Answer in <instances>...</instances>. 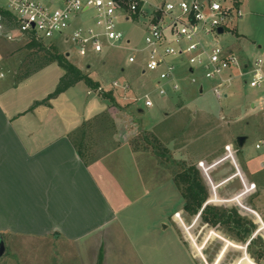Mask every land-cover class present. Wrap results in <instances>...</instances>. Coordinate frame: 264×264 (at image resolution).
Masks as SVG:
<instances>
[{"label":"crops","instance_id":"obj_1","mask_svg":"<svg viewBox=\"0 0 264 264\" xmlns=\"http://www.w3.org/2000/svg\"><path fill=\"white\" fill-rule=\"evenodd\" d=\"M224 1H236L242 7L243 17L228 30L237 39H243V30L246 28L244 17L250 19L258 15V3L263 0ZM0 41L13 44L17 40L0 38ZM240 45L237 42V46L228 45L226 48L239 56L243 69L247 70L251 63ZM254 49L263 50L264 45H257ZM65 54L69 58V52ZM1 62L0 53V64ZM136 66L138 73L120 82L128 85V90L114 89L111 85L107 87V91L99 92L81 81L50 99L48 103L35 106L37 101L43 100L55 90L64 69L57 62H51L25 78H19L21 71L8 73L0 65V73H4L0 77V236L5 240L6 248L11 243V255L22 256L23 250L32 245L30 242L47 240L52 242L50 247L53 244L61 245L60 252L77 258L82 264H132V261L133 264H142L130 240L132 238L126 226L130 222L127 212L154 194L153 190L162 191L171 172L163 167L155 154L133 148L131 132L126 127L123 129L121 123V110L116 103L124 100L131 112L135 109L141 115L145 112L142 102H132L130 97L154 89L151 79L144 78L146 73L142 71L141 63ZM90 68L91 65L87 64L86 69L89 71ZM236 73H239L238 70ZM85 74L102 87L105 86L101 79L94 78L90 72ZM237 75L231 85L234 88L231 96L227 91L224 98L226 101L230 97L239 99L240 103L235 108L238 113H255L256 102L249 100L241 90V84H248L249 75ZM195 87L199 95L206 89L201 93ZM185 92L182 96L184 105L172 103L168 107L161 106L152 115L157 120H162L176 110V113L183 111V118L187 119L188 112L196 118L198 113L224 110L221 104L215 110L204 106L190 107L185 99L189 92ZM261 109L264 111L263 100ZM246 123L249 125L250 121ZM156 126V122L148 123L143 120V128L155 132L166 144L165 148L177 158L182 150L176 145L177 134L157 130ZM243 135L246 136L243 146L235 149L231 140L225 143V146H233L235 172L215 184L211 179V171L230 159L217 156L220 157L215 160L217 163L209 165L208 179L212 187L213 184L221 187L240 178L244 188L249 183H255L256 186L258 183L264 193V180L255 178L257 173L264 170V154L244 149L248 135ZM238 136L240 135L235 136L236 141ZM185 142L187 146L186 139L183 140ZM255 146L261 149L260 143ZM214 151L208 149L207 152L211 154ZM206 159L204 155L199 161L208 163ZM142 162L159 170L158 186L147 185L146 177L141 173ZM238 171L241 173L233 176ZM153 186L158 188L154 189ZM248 192L244 190L239 197ZM159 201V206L167 210L158 222L151 223L146 230L153 236L173 237L190 254L191 264H194L193 254L197 255L195 247L200 254L197 256L205 260L202 249L213 237L207 234L200 247L201 244L191 231L201 220L200 214L191 224H185L182 218L185 212L183 199L179 202L175 200L174 204ZM214 201L208 200L206 204ZM254 212L261 217L256 210ZM261 213L264 215V212ZM261 219L264 223L262 217ZM204 225L208 226L206 223ZM257 234L258 232L251 238ZM5 253L7 254V250ZM54 254L58 256L59 250ZM223 254L221 249L213 264H218Z\"/></svg>","mask_w":264,"mask_h":264},{"label":"rangeland","instance_id":"obj_2","mask_svg":"<svg viewBox=\"0 0 264 264\" xmlns=\"http://www.w3.org/2000/svg\"><path fill=\"white\" fill-rule=\"evenodd\" d=\"M146 1L148 7L153 8L154 5L163 4L164 2H177L180 0ZM258 7V15L251 16L252 18H247L248 20L245 16L243 19L246 25L245 30H243L245 35L243 39H237L228 29L219 37L221 45L225 48L228 45L237 46V42L239 45L241 44L240 46L244 49L251 64L254 63L257 58H262L264 62V49H254L257 45H264V0L258 3ZM86 23L94 24L93 21L89 20H86ZM118 29L122 30L131 40V48H140L144 45V30L142 24H133L123 21L119 24ZM37 41L43 46L52 49V45H55L48 40L39 39ZM27 42H29V39L23 38L17 39L13 44L0 41V53L2 55V62L0 65L3 66L2 70H7L8 73L24 71L30 58L33 57L36 59L37 56L40 55L38 50L39 47L28 49L26 47ZM56 43L57 45H55L54 51L63 53L69 52V59L72 63L79 66L80 69H83V72H88V74L90 72L91 76L96 79H101L104 82V91L109 89L107 87H111L114 80L122 82V80L130 79L138 73L136 64L128 61L129 54L132 52L130 49L111 47L106 48L103 53L89 54L83 57L79 55L78 48L73 43L64 42L63 40H57ZM104 61L106 62L104 63ZM87 64L91 65L89 71L86 69ZM144 78H150L155 85V72H147ZM248 78H250V76H248ZM208 84H206L204 93L199 95L196 92V87L189 84L188 80H185V90L189 92V95L185 97L186 104L190 107L199 108L204 106L205 108L213 110L217 108L218 104H221L224 110L222 112L215 111L205 114L198 113L196 118H193L190 112H188L187 119L192 122L183 118V111L176 113V110H174L173 114L162 120H157L156 117L152 115L153 112L159 111L161 106L168 107L172 103V105H184L183 97H172L171 100H167L155 93L153 95L154 106L151 108L143 107L145 112L141 115H139L135 109L131 112L129 105L123 102L124 100H119V102L116 103L121 110L120 118L122 120L123 129L126 127L127 130L131 132L130 141L133 148L155 154L161 160L163 167H166L168 171L171 172V176L167 179L169 181L166 180L167 185L162 191L156 192V190H153L154 194L145 198V201L143 200L136 206L131 207L127 212L130 222L127 223L126 226L129 228V234L132 238L130 240L137 250L139 255L138 258L142 261V264H191L190 254L185 251L184 247L178 245L173 237L167 238L163 236L161 238L153 236L146 230L151 223L158 222V219L164 214L163 212L167 210V208L159 206V200H162L163 203L168 204L172 202V204H174L175 200L179 202L180 199H183L181 189L174 180L175 175L181 171L182 168L188 164L194 163L204 173V170L199 166V159L205 155L208 162L205 163V165H211L212 162H215L218 158L227 155L228 152L225 148V143L229 140L233 142L235 149L238 148L235 136L243 135L244 133L248 135L244 149L251 150L257 154H264V111L261 109L264 85L262 87H251L249 84H241V90L244 95L249 100L252 99L256 102V109L255 113H238L235 111V108L240 103L239 99L230 97V99L226 101L223 97V99L220 98L219 100V98L217 99L211 92L210 85ZM233 89L234 88L230 86L227 90L230 96ZM247 105L248 102H246V106ZM148 110L152 112L150 113ZM241 116L242 118H239ZM143 120L148 123L151 121L156 122L157 130H168L177 134L178 138L175 140L177 142L176 145L182 148L177 158L168 148H165L166 144L158 138L155 132L143 128ZM248 120L250 121L249 125L246 123ZM166 139H169V137ZM184 139L187 140V146H185L186 142L183 143ZM175 141L174 143H176ZM256 143L261 144V149L256 148ZM228 145L233 149L231 144ZM208 149H213L215 151L210 154L207 152ZM232 152L234 156V151L232 150ZM225 158L230 159L214 168L210 173L211 179L215 184L235 172L234 160L231 159V155ZM142 163L143 169H141V173L142 175L144 174L143 177H146L147 185L158 186L159 174L157 171L159 170L153 169L154 167L152 168L148 165L146 166L145 162ZM216 163L217 162L213 165ZM240 173L241 172L238 171L233 176L239 175ZM204 176L210 187V196L208 200H215L211 204L228 208L237 207L242 215L253 220L256 224L253 235L258 232L257 235L259 236H256V242L251 248L248 246L245 248L248 241H240L226 225H217L215 227L210 225L205 226L204 223L199 220L191 231L196 241L201 244L200 247H202L203 240L207 234L209 237L213 238H210L209 242L206 243L202 249L205 260L199 257V251L195 247L197 255L199 256L195 253L193 254L194 264H213L221 249L224 251V254L218 264H264V259L259 260L258 257V252L263 251L261 242L264 243V223L261 219L262 217L264 220V215L261 213L264 212V193L262 192V187L257 183L254 190L239 197L240 193L245 190L240 178L221 187H216L215 184H213L214 188L212 184H210L205 173ZM165 178L166 177H164V180ZM255 178L264 180V170L257 173ZM246 183L248 182L246 181ZM157 188L158 187H155L154 189ZM153 204L155 206L151 207ZM248 209L251 210L249 211ZM254 210H256L261 217L256 214ZM196 217L197 215L191 216L187 212L182 214L185 224H191ZM161 226L163 225L161 224ZM182 231L185 233L184 230ZM171 232L173 233V231ZM178 232H181V230H178ZM258 237H261L262 240ZM51 243L52 242L47 240L30 242L32 245H29V248L27 246L26 250L22 249L24 252L22 256H15L10 254L12 245L9 242V246L6 248L7 254L5 253L0 257V264H82L77 258L60 252L59 248L61 245L53 244V247H50ZM58 250L59 254L56 256L54 253ZM254 251L257 253H254ZM131 263L133 264L134 262L132 261Z\"/></svg>","mask_w":264,"mask_h":264},{"label":"built area","instance_id":"obj_3","mask_svg":"<svg viewBox=\"0 0 264 264\" xmlns=\"http://www.w3.org/2000/svg\"><path fill=\"white\" fill-rule=\"evenodd\" d=\"M243 15L236 1L224 0L168 1L153 8L146 0H0V38L14 41L34 36L55 45L63 40L73 43L83 57L111 47L130 49V63H141L144 73H156L154 89L130 100L151 108L155 93L162 98L184 96L185 80L201 93L209 83L219 99L227 95L237 74L249 75L251 87L264 85L262 58L244 70L239 56L219 41L220 35ZM123 21L142 24V47H130L131 40L118 29ZM220 27L223 33H218ZM112 87L128 90V85L118 81ZM97 91H104L103 87L100 85ZM225 148L226 156L234 160L231 146ZM199 166L208 178L211 166L204 161H199ZM255 188L256 184L250 183L245 192Z\"/></svg>","mask_w":264,"mask_h":264},{"label":"trees","instance_id":"obj_4","mask_svg":"<svg viewBox=\"0 0 264 264\" xmlns=\"http://www.w3.org/2000/svg\"><path fill=\"white\" fill-rule=\"evenodd\" d=\"M4 14L10 15L8 12H4ZM28 39L29 42L26 43V47L28 49L39 47L38 50L40 55H38L36 59L33 57L30 58L26 69L21 71L19 78H25L32 72L39 70L51 62H57L65 71L60 77L55 90L43 100L37 101L35 106L48 103L50 99L81 81L86 82L95 89L100 86L99 83L93 81L78 66L72 63L65 53L54 51L55 45H52V49L43 46L34 36ZM174 180L181 189L185 212L191 216L200 214L202 222L212 227L226 225L240 241L246 242L251 239L248 247H252L256 242V236H259L256 235L251 238L256 229V224L253 220L242 215L237 207L228 208L210 203L206 204L210 196V187L204 173L196 164L191 163L182 168V170L175 175ZM258 238L262 240L261 237ZM261 246L263 251L258 252L259 260L264 259V243L261 242ZM254 253L257 252L254 251Z\"/></svg>","mask_w":264,"mask_h":264},{"label":"water","instance_id":"obj_5","mask_svg":"<svg viewBox=\"0 0 264 264\" xmlns=\"http://www.w3.org/2000/svg\"><path fill=\"white\" fill-rule=\"evenodd\" d=\"M218 33H223L222 27H220L218 29ZM245 140H246V136H244V135L238 136L237 137L238 146H243L245 143ZM249 243H250V241H248V243L245 245V248H246V246H248ZM5 251H6V243H5V240L0 236V257L4 255Z\"/></svg>","mask_w":264,"mask_h":264}]
</instances>
